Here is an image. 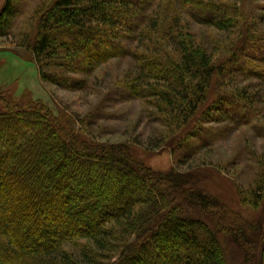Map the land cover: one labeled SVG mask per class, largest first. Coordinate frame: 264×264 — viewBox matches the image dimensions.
<instances>
[{"label": "trees", "instance_id": "trees-1", "mask_svg": "<svg viewBox=\"0 0 264 264\" xmlns=\"http://www.w3.org/2000/svg\"><path fill=\"white\" fill-rule=\"evenodd\" d=\"M247 2L41 0L28 48L40 77L66 89L83 90L102 65L130 60L117 87L153 105L172 135L190 124L179 135L190 142L193 122L227 102L222 72L264 70L246 68L250 56L264 62V31H252ZM23 11L19 0L6 1L0 37ZM189 20L224 31L220 48L211 52ZM231 92L254 112L253 101ZM52 113L0 95V264H228L222 235L243 246L245 264H264V243L255 254L262 220L234 218L216 198L184 188L187 175L154 171L130 144L91 141ZM261 184L243 196L256 208L264 202Z\"/></svg>", "mask_w": 264, "mask_h": 264}, {"label": "rangeland", "instance_id": "rangeland-1", "mask_svg": "<svg viewBox=\"0 0 264 264\" xmlns=\"http://www.w3.org/2000/svg\"><path fill=\"white\" fill-rule=\"evenodd\" d=\"M6 1L0 0V12ZM40 1L19 0L24 9L22 15L15 19L9 34L0 37V95L6 101L24 107L42 105L53 112L62 125L73 126L75 131L84 129L91 141L130 144L134 154L154 171L168 173L174 169L178 175H187L189 182L184 188H195L211 195L223 203L224 211L232 210L239 215L235 217L232 214L234 218L248 222L262 220L264 224V202L256 208L243 199L248 192L258 189L264 179V70L259 74L222 72L218 79L230 94L227 102L218 103V110L216 108L210 115L201 114L191 123L197 131L189 136L190 142H187L179 135L188 131L190 124H186L184 130L174 132L177 136L172 135L153 105L117 87L116 83L125 77L132 65L128 59H115L99 67L92 77H88L89 85L83 90L66 89L44 81L28 48L36 34V23L29 20ZM247 1L246 9L253 18L250 22L252 31H264V0ZM189 22L191 32L208 45L211 52L217 50L214 45L217 46L219 40L225 41L224 31ZM261 47L256 46L252 53ZM250 62L254 63L249 65ZM245 63L247 69L255 66L256 69L264 68L263 58L252 59L250 56ZM222 87L217 85L219 89ZM232 90L253 101L254 112L242 110L246 101L239 97L232 101ZM227 105L238 106L239 110L235 108L226 112L224 108ZM239 120H245L247 124H239ZM197 132L204 140L200 141ZM181 142L187 146L186 149ZM97 172L102 173L100 169ZM117 179V176L113 177V181ZM213 212H207L206 216L213 218ZM218 214L222 212L218 211L216 216ZM222 239L228 264H245L247 256L243 246L234 243L227 235H222ZM255 243L256 254L264 243V226ZM255 258V261L259 260L260 255Z\"/></svg>", "mask_w": 264, "mask_h": 264}]
</instances>
